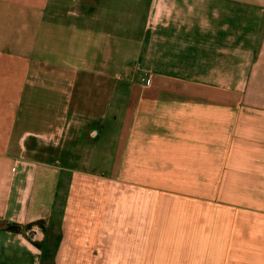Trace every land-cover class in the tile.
Masks as SVG:
<instances>
[{"label":"crops","instance_id":"obj_1","mask_svg":"<svg viewBox=\"0 0 264 264\" xmlns=\"http://www.w3.org/2000/svg\"><path fill=\"white\" fill-rule=\"evenodd\" d=\"M143 7L0 0V264H264V0Z\"/></svg>","mask_w":264,"mask_h":264},{"label":"rangeland","instance_id":"obj_2","mask_svg":"<svg viewBox=\"0 0 264 264\" xmlns=\"http://www.w3.org/2000/svg\"><path fill=\"white\" fill-rule=\"evenodd\" d=\"M125 1L129 2V4H130V9H131L132 16H133L132 21L135 20L138 23V24L132 23V30H133L132 35H133L134 33L137 32V30L139 31V29H140L139 21H140V17H141V11L144 9L143 6H145V0H125ZM139 12H140V14H139ZM134 46L135 45L133 44L132 47H134ZM148 76L152 77V80L150 83H147L148 81L146 78H148ZM131 77L138 80V81L144 82L145 84H148V85H150L153 81V74H151V73H143V74H137V75L132 73ZM89 169H91L92 171H95L99 174L108 175L107 174L108 168L106 166L100 167V165L97 166L95 164L92 168L90 166ZM48 249L52 250L53 248H48ZM53 251H54V249L52 251H47L48 252L47 255L45 253L42 257H35V259H36L35 264H58L53 260V256L51 257Z\"/></svg>","mask_w":264,"mask_h":264},{"label":"built area","instance_id":"obj_3","mask_svg":"<svg viewBox=\"0 0 264 264\" xmlns=\"http://www.w3.org/2000/svg\"><path fill=\"white\" fill-rule=\"evenodd\" d=\"M147 79V83H150L151 82V79H152V77L151 76H148V78H146ZM145 80V79H144Z\"/></svg>","mask_w":264,"mask_h":264},{"label":"water","instance_id":"obj_4","mask_svg":"<svg viewBox=\"0 0 264 264\" xmlns=\"http://www.w3.org/2000/svg\"><path fill=\"white\" fill-rule=\"evenodd\" d=\"M33 235H35V237L38 238V232H37V231H34V232H33ZM33 235H32V236H33Z\"/></svg>","mask_w":264,"mask_h":264}]
</instances>
